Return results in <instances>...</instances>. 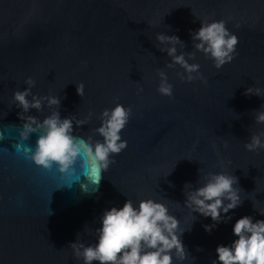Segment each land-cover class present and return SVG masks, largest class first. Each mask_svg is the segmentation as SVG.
<instances>
[{
  "label": "water",
  "instance_id": "95a60500",
  "mask_svg": "<svg viewBox=\"0 0 264 264\" xmlns=\"http://www.w3.org/2000/svg\"><path fill=\"white\" fill-rule=\"evenodd\" d=\"M220 20L238 37L234 59L218 69L196 52L189 62L203 78L181 79L157 33L179 36L180 51L191 52L201 21ZM160 70L171 96L158 91ZM29 78L33 94L60 96L61 117L72 116L73 134L93 145L103 142L95 130L104 109L130 107L115 162L105 169L82 150L66 172L36 165L25 147L34 151L41 132L21 137L13 100ZM250 87L264 95V0H0V264H84L70 243L95 244L105 210L147 198L191 225L181 236L189 256L174 264H212L217 246L237 239L239 218L264 219V149L245 147L264 133L255 120L264 96L246 94ZM56 110L45 101L22 115L43 120ZM210 172L237 176L244 199L208 232L211 217L193 213V221L184 201L185 185L199 187Z\"/></svg>",
  "mask_w": 264,
  "mask_h": 264
},
{
  "label": "clouds",
  "instance_id": "9594fccd",
  "mask_svg": "<svg viewBox=\"0 0 264 264\" xmlns=\"http://www.w3.org/2000/svg\"><path fill=\"white\" fill-rule=\"evenodd\" d=\"M156 40L161 45L160 51L166 52L171 58L168 67L179 65L184 72L178 75L188 81L203 78L199 72L200 65L189 62L195 59L196 52L209 56L219 69L234 59L238 44V37L230 32L222 20L201 21L199 29L192 32L195 51H180L186 45L174 34L159 32ZM194 73L196 75H193ZM159 76L161 81L158 91L171 96L172 85L168 82L167 74L160 70ZM26 84V88L14 92L13 100L15 105L22 109L19 114L24 120L21 137L28 140L32 133L41 132L34 151L30 146L25 147V151L30 154L36 165L46 169L59 165L60 171L66 172L83 150L102 162L103 167L107 169L110 163L115 162L109 160L110 154H119L127 147V141L121 138V132L128 123L130 107L117 104L112 109H104L100 116L102 123L95 130L103 137V142L97 141L93 145L83 137L73 134L72 116L61 117L60 96L40 97L32 92L34 80L29 78ZM77 93L83 97V83L77 84ZM246 94L264 96L260 89L254 92L251 87L246 90ZM45 101L49 108L56 106L57 110L45 116L43 120L34 115L25 119L22 115L31 109L43 111ZM255 113L256 123L264 124V107ZM84 123L85 121L77 120L76 126H82ZM261 136H264V133L253 135L245 147L249 151L264 149ZM238 184L239 178L232 173L210 172L199 187L194 188L190 183L185 185V206L190 209L192 216L193 213H199L204 217H211L213 223L204 225L205 230L211 232L220 222L231 219V216L227 215L231 210L242 205L244 198L240 195L242 189ZM259 211L264 215V210ZM193 217L194 221L196 217ZM190 226L181 228L180 219L171 215L168 206L162 201L141 199L137 206L128 199L123 207L114 206L104 211L101 226L95 229L98 234L95 244H86L78 237L70 243V247L74 250L75 257L82 259L84 264H174V260L183 262L189 256L181 236ZM233 234L237 239L230 245L217 246L218 259L213 260L212 264H264V219L245 215L235 222ZM200 250L202 249H198Z\"/></svg>",
  "mask_w": 264,
  "mask_h": 264
}]
</instances>
